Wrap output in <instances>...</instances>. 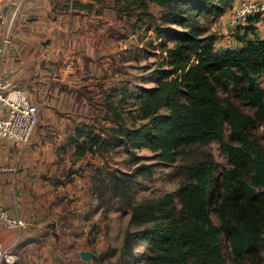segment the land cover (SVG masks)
I'll return each mask as SVG.
<instances>
[{
    "label": "trees",
    "instance_id": "obj_1",
    "mask_svg": "<svg viewBox=\"0 0 264 264\" xmlns=\"http://www.w3.org/2000/svg\"><path fill=\"white\" fill-rule=\"evenodd\" d=\"M234 1L117 0L119 14L138 9L139 18L155 21L146 30L161 40L153 45L160 50L159 60L144 79L154 85L139 87L130 109L110 106L113 127L96 132L79 126L72 142L78 143V156L92 153L104 159L119 148L138 164L131 170L99 165L94 177L98 198L109 191L137 226L123 237L128 264H227L225 246L238 263L264 264V144L254 133L264 123V37L242 35L255 31L251 23L242 31L235 28L245 46L218 50V34L209 27ZM103 2L67 0L63 9L91 11ZM151 4L159 6V16ZM212 141L219 142L228 167L220 171L219 162L207 153L183 165L184 180L175 192L136 201L138 176H150L157 165L173 164L189 147ZM143 148L152 154L140 155ZM138 246L143 248L136 253Z\"/></svg>",
    "mask_w": 264,
    "mask_h": 264
},
{
    "label": "crops",
    "instance_id": "obj_2",
    "mask_svg": "<svg viewBox=\"0 0 264 264\" xmlns=\"http://www.w3.org/2000/svg\"><path fill=\"white\" fill-rule=\"evenodd\" d=\"M66 1L7 0L0 21V38L12 31L4 64L6 72L13 70L12 88L29 90L39 111L30 142L0 141V163L7 167L0 203L27 224L16 233L0 223V241L14 244L16 264H98L85 246L86 219L101 208L94 177L103 161L92 153L76 155L72 139L79 126L99 132L113 123L117 93L106 77L118 53L120 14L101 4L68 11ZM254 25V32L242 33L246 39L264 37V20ZM211 29L218 50L246 45L227 11ZM84 251L93 257L85 260Z\"/></svg>",
    "mask_w": 264,
    "mask_h": 264
},
{
    "label": "rangeland",
    "instance_id": "obj_3",
    "mask_svg": "<svg viewBox=\"0 0 264 264\" xmlns=\"http://www.w3.org/2000/svg\"><path fill=\"white\" fill-rule=\"evenodd\" d=\"M101 6L117 11V0H104ZM229 10H227L228 14ZM139 11L135 9L133 12L122 13L117 18L118 53L113 69L109 73V77L106 78L109 80V85L114 86L116 89L117 94H115V98L111 99V101L118 110L132 108L135 101L132 94L139 91V87L154 85L153 82L145 83L144 79L150 77L152 71L158 65L160 50L158 48L155 49L153 45H159L161 40L155 39L153 30H146L147 25L153 24L155 21L147 16L139 18ZM151 11L156 16H159L160 8L156 4H151ZM209 27L211 28V24ZM222 36L225 35L223 34ZM260 83L264 87V74L260 77ZM122 97L125 98L124 102H121ZM238 104L242 109L251 112L248 106L240 102ZM124 117L127 119L126 124L130 125L129 117L126 114H124ZM108 127H113V124ZM254 133L264 144V123L259 124L254 129ZM229 137L230 130L228 129L225 132V138L229 140ZM138 153L140 155L152 154L148 148H143ZM207 153L212 154L219 162L220 171L229 166L228 158L226 154L221 152L218 141H212L208 145L203 146H191L175 163L157 165L153 168L150 176H138L137 180L139 184L135 186L136 201L157 199L168 192H175L184 180L181 172L183 165L202 159ZM102 161L101 166L108 165L111 169L131 170L138 165L128 154L119 148L105 154ZM143 162L153 163V160H144ZM95 181L97 185H100L101 190H105V187L100 184L98 177ZM178 202L179 198L176 197V203L179 204ZM100 204L101 208L91 212L88 219H86L88 230L85 246L94 252L95 260L98 264H128L130 257L123 248V237L127 230H136L137 226L130 222V214L119 210L120 203L118 199L113 197L109 191L100 200ZM211 215L217 222L216 214L212 212ZM142 248L143 246H138L135 249L136 253ZM225 253L227 264H251L248 262H236L228 246H225Z\"/></svg>",
    "mask_w": 264,
    "mask_h": 264
},
{
    "label": "built area",
    "instance_id": "obj_4",
    "mask_svg": "<svg viewBox=\"0 0 264 264\" xmlns=\"http://www.w3.org/2000/svg\"><path fill=\"white\" fill-rule=\"evenodd\" d=\"M7 0H0V21L4 17V6ZM72 11V10H70ZM252 18H257L251 21ZM230 23L235 28H244L251 23L264 20V1L236 0L229 10ZM12 31L9 29L0 38V141L17 140L28 143L33 138L39 122L37 105L31 102V94L27 89L12 88L11 74L13 70L5 71V55L11 43ZM7 167L0 163V178ZM0 223L5 229L21 233L27 228L26 222L20 217L13 216L0 203ZM14 245V244H13ZM13 245H5L0 241V264H16L17 255Z\"/></svg>",
    "mask_w": 264,
    "mask_h": 264
},
{
    "label": "water",
    "instance_id": "obj_5",
    "mask_svg": "<svg viewBox=\"0 0 264 264\" xmlns=\"http://www.w3.org/2000/svg\"><path fill=\"white\" fill-rule=\"evenodd\" d=\"M82 258H84L85 260H89L93 257V253L90 251H84L81 253Z\"/></svg>",
    "mask_w": 264,
    "mask_h": 264
}]
</instances>
